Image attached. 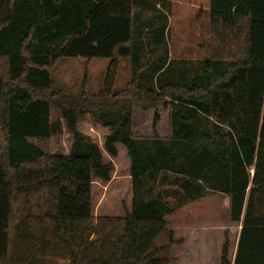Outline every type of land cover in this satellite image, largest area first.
I'll return each mask as SVG.
<instances>
[{
    "label": "trees",
    "instance_id": "16d2710c",
    "mask_svg": "<svg viewBox=\"0 0 264 264\" xmlns=\"http://www.w3.org/2000/svg\"><path fill=\"white\" fill-rule=\"evenodd\" d=\"M139 1L0 0V264H173L184 241L169 217L209 194L227 196L242 225L234 261L226 232L221 264H264V0H211L200 71L139 64L138 11L164 17L165 33L171 7ZM63 58L110 60L103 89L88 94L87 70L78 95L55 93ZM128 59L131 81L116 92ZM133 109L155 111L153 137L135 135ZM161 109L168 139L156 132ZM87 114L110 129L105 150L117 157L122 144L131 159L124 217L95 220L94 179L110 181L115 166L79 131ZM64 122L72 146L53 155Z\"/></svg>",
    "mask_w": 264,
    "mask_h": 264
},
{
    "label": "rangeland",
    "instance_id": "374dc122",
    "mask_svg": "<svg viewBox=\"0 0 264 264\" xmlns=\"http://www.w3.org/2000/svg\"><path fill=\"white\" fill-rule=\"evenodd\" d=\"M170 3V10L164 11L168 21V29L165 33L162 31L164 17L158 22L156 13L145 14L141 10L138 11L137 25L135 24L134 28L137 47H140L139 51H142L139 64L142 67H161L166 61H168L167 63L175 61L178 64L173 62L174 67L198 68L199 64L207 57V54L201 49V44L204 41L202 30L205 32V41L210 42L211 40L210 0H170ZM200 15H202L201 22L203 23L201 25L199 23ZM151 25L155 26L153 34L150 31ZM187 61H189V65ZM191 63L194 67H191ZM109 65L110 60L108 59H92L88 63V60L84 58H63L59 60L53 70L55 82L53 91L63 95H78L82 91L84 77L88 70L87 92L89 95L98 94L103 89ZM200 68L202 67L199 66V71ZM131 78V60H123L115 91H123ZM155 114V111L143 112L133 109V131L137 137L150 138L154 136ZM159 115L160 122L157 124L156 132L161 138L168 139L172 132L170 111L161 109ZM52 118L53 121L62 120L61 112L57 107L52 109ZM78 129L90 136L103 150L105 161L112 162L115 166L110 181L94 179L95 220L102 217H124L125 212L131 209L133 197L131 159L126 148L122 144H118L119 155L112 157L105 150V140L110 129L104 127L89 114L79 119ZM72 142L73 138L64 122L63 135L55 136L51 140V153L53 155H68ZM182 211L175 218L174 215L169 217L171 229L174 230L182 218L185 219L183 220L185 222H188L190 218L194 220L192 213L201 216L204 221L212 222V224L208 225V232L206 230L199 232L195 226L194 231H188L187 227L183 229V226L177 227L175 238L184 242L173 247L172 257L176 259L173 264H221L226 232L230 233V258L234 261L242 225L230 220V202L227 196L209 194L206 198L185 207ZM193 236H196V239Z\"/></svg>",
    "mask_w": 264,
    "mask_h": 264
},
{
    "label": "crops",
    "instance_id": "0c3cea01",
    "mask_svg": "<svg viewBox=\"0 0 264 264\" xmlns=\"http://www.w3.org/2000/svg\"><path fill=\"white\" fill-rule=\"evenodd\" d=\"M210 3H211V0H210ZM210 21H211V15H210ZM193 205V204H192ZM190 206V205H189ZM184 209V208H183ZM183 211L182 209L179 210L177 213L174 214V218L177 217L179 214H181ZM192 216L194 220H191V218L188 220V222H185L183 220H185L184 218H182V220L178 221V223L176 224V227H174V231H177V227H181L183 226V229H185V227L188 228V231H194V226L197 227V229H199L198 231L199 232H203L204 230H208L209 231V228H208V225L209 224H212V222H207V221H204L203 218L199 215H196L194 213H192ZM207 231V232H208ZM201 234V233H200ZM195 237L194 239H196V236H193ZM201 237V236H200ZM192 238V237H191ZM190 240V239H189ZM237 252V250H236ZM236 255V253H235Z\"/></svg>",
    "mask_w": 264,
    "mask_h": 264
}]
</instances>
